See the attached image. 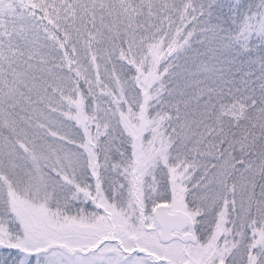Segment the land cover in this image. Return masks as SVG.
<instances>
[{
  "label": "snow or ice",
  "instance_id": "obj_1",
  "mask_svg": "<svg viewBox=\"0 0 264 264\" xmlns=\"http://www.w3.org/2000/svg\"><path fill=\"white\" fill-rule=\"evenodd\" d=\"M0 264H264V0H0Z\"/></svg>",
  "mask_w": 264,
  "mask_h": 264
}]
</instances>
